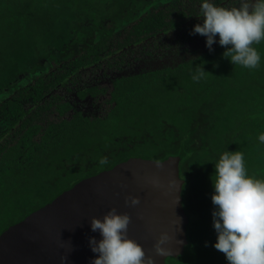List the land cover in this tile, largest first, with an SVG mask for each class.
Instances as JSON below:
<instances>
[{
  "label": "trees",
  "instance_id": "trees-1",
  "mask_svg": "<svg viewBox=\"0 0 264 264\" xmlns=\"http://www.w3.org/2000/svg\"><path fill=\"white\" fill-rule=\"evenodd\" d=\"M200 3L0 0V235L81 180L130 158L178 157L188 245L166 263L227 264L213 247L211 177L228 150L242 151L248 175L264 180V144L257 139L264 133V41L253 45L261 56L253 70L232 65L215 44L175 67L116 79L112 88H101L95 74L102 63L122 64L133 48L149 61L165 36H175L176 50L202 37L190 35L202 22ZM197 66L209 74L194 83ZM88 69L86 83L81 72ZM75 83L90 86L81 99L110 90L107 115L73 108L63 95Z\"/></svg>",
  "mask_w": 264,
  "mask_h": 264
},
{
  "label": "water",
  "instance_id": "water-1",
  "mask_svg": "<svg viewBox=\"0 0 264 264\" xmlns=\"http://www.w3.org/2000/svg\"><path fill=\"white\" fill-rule=\"evenodd\" d=\"M180 159L162 161L130 158L93 177L81 180L50 203L30 213L0 235V264H91L98 254L91 251L90 238L101 240L91 230L92 218L103 219L113 208L128 214V238L140 244L152 264H167L179 258L188 245L189 218L183 208ZM129 197L140 203L131 207ZM167 255L156 253L162 234Z\"/></svg>",
  "mask_w": 264,
  "mask_h": 264
},
{
  "label": "clouds",
  "instance_id": "clouds-1",
  "mask_svg": "<svg viewBox=\"0 0 264 264\" xmlns=\"http://www.w3.org/2000/svg\"><path fill=\"white\" fill-rule=\"evenodd\" d=\"M221 5L201 0L198 17L202 22L190 35L205 37L210 52L214 44L224 47L222 56L232 65L257 69L261 56L253 45L264 41V0H231ZM206 74L204 67L197 66L191 79L199 83ZM257 139L264 144V133ZM107 163L106 157L99 159V165ZM211 180L212 226L217 234L213 247L225 255L227 264H264V180L248 175L242 151L228 150L214 163ZM125 203L135 207L140 199L129 197ZM130 223L128 214H117L114 208L103 219L92 218L91 230L102 239L89 240L91 251L98 254L91 264H152L142 246L128 238ZM168 240L166 233L161 235L155 245L158 255L168 254L163 247ZM66 259L61 257L62 264Z\"/></svg>",
  "mask_w": 264,
  "mask_h": 264
},
{
  "label": "rangeland",
  "instance_id": "rangeland-1",
  "mask_svg": "<svg viewBox=\"0 0 264 264\" xmlns=\"http://www.w3.org/2000/svg\"><path fill=\"white\" fill-rule=\"evenodd\" d=\"M175 36H165L162 38V49L160 50V47L157 50V53H155L151 58L148 57V59H150L149 61H145V59L147 58V56L142 55V52H138L137 48H133L134 52L133 54L127 56V60L129 62V59L131 61L130 66H126V68L130 67L131 68V72L127 71V74H136V73H141V72H146V71H154V70H160L163 68H167V67H175L180 63H183L184 61L193 58L201 53L206 52V50L208 49L205 46L206 43V38L205 37H197L195 36L192 41H190L189 43L187 42L184 46L179 47V50H176V48H174V46H172L173 41L175 40L174 38ZM218 38V37H217ZM169 43L171 46L169 47V49H164V46H167ZM215 45V44H214ZM137 58L138 60L134 59ZM117 61V60H116ZM115 62V61H113ZM119 64L118 61L114 64V66L112 67L113 70L116 69L115 67L121 66V65H117ZM125 67V66H124ZM133 68V69H132ZM108 69V66L106 65V63H102L100 66V69L95 73L97 75L102 76V73H108L106 75H111L110 71L106 70ZM111 69V68H110ZM116 73V71H115ZM92 74V72L90 71V69L85 70L82 72L81 76L82 78H85L86 83L89 82V78L90 75ZM122 74L118 73L117 76L115 77H120ZM62 95V94H61ZM63 96H66L65 98L67 99V101L69 103H74L75 104V108L80 109L81 111H83V113L86 116L89 117H94L95 115H104V111L107 110L106 107H108L104 100L100 101V108L98 106H94L92 104V102L89 100L84 101L83 103L78 102L76 96L73 94H64ZM98 103V102H97ZM99 104V103H98ZM2 130H0L1 132Z\"/></svg>",
  "mask_w": 264,
  "mask_h": 264
},
{
  "label": "flooded vegetation",
  "instance_id": "flooded-vegetation-1",
  "mask_svg": "<svg viewBox=\"0 0 264 264\" xmlns=\"http://www.w3.org/2000/svg\"><path fill=\"white\" fill-rule=\"evenodd\" d=\"M126 60L121 64V60L119 59V64H117V65H121V66L115 67L116 69H114V70H113V68L110 69L108 67V69H106V70L110 71V73H111L110 76L109 75H106V74H108L107 72L106 73H102V76L96 74L97 77H100L101 78V79H99L100 81H99L98 85L101 88H105V87L112 88L113 83L116 81V79H119L121 77H126V76H130V75H134V74H127L128 73L127 71H130L131 68L130 67L126 68V66H130L131 61H130V59H129V62L126 61ZM115 71H116V73H115ZM118 73H120L122 75L120 77H115V76H117ZM81 74H82V72H81ZM94 85H95V83H92L91 84V86H94ZM87 87H90V86L89 85H86V84H81V83H75L72 86L73 93L76 96L77 101L83 103L86 100H88V101L90 100L94 106L96 105V106H98L100 108V101L104 100V101H106L105 104L108 106V107H106L107 110L104 111L105 112L104 115H107V112L110 110V108H112V105H109L107 103V100H109L111 98V96H112L110 90H108V91L105 90L106 93L105 92L104 93L102 92V93L95 94V95L88 94L84 99L79 98V96H78L79 92L83 91ZM73 93H70V94H73ZM70 104L73 106V108H75V104L74 103H70ZM75 109L76 110H80L78 108H75ZM95 116H100V115H95Z\"/></svg>",
  "mask_w": 264,
  "mask_h": 264
}]
</instances>
